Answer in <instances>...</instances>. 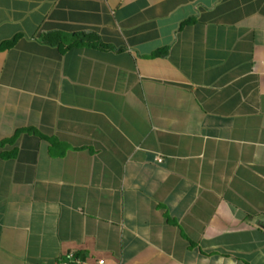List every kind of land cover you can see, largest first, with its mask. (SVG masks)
<instances>
[{
    "label": "crops",
    "instance_id": "obj_1",
    "mask_svg": "<svg viewBox=\"0 0 264 264\" xmlns=\"http://www.w3.org/2000/svg\"><path fill=\"white\" fill-rule=\"evenodd\" d=\"M4 43L0 264H264V0H0Z\"/></svg>",
    "mask_w": 264,
    "mask_h": 264
},
{
    "label": "built area",
    "instance_id": "obj_2",
    "mask_svg": "<svg viewBox=\"0 0 264 264\" xmlns=\"http://www.w3.org/2000/svg\"><path fill=\"white\" fill-rule=\"evenodd\" d=\"M157 161L162 162V157H157ZM69 263H73V264H89L86 262L80 263V261L76 258L75 254L73 252L67 254L64 258V260H62V262L60 264H69ZM96 264H107L106 260L104 259H100L96 262Z\"/></svg>",
    "mask_w": 264,
    "mask_h": 264
},
{
    "label": "trees",
    "instance_id": "obj_3",
    "mask_svg": "<svg viewBox=\"0 0 264 264\" xmlns=\"http://www.w3.org/2000/svg\"><path fill=\"white\" fill-rule=\"evenodd\" d=\"M60 35V34H58ZM73 37L77 40L75 41V43H84L85 40L90 39V42H92V39L96 38L97 36L93 33H89V34H85V33H78V34H74ZM9 43H4L3 46H1L0 48H3L4 45H8ZM14 138L10 139L9 141H13Z\"/></svg>",
    "mask_w": 264,
    "mask_h": 264
}]
</instances>
